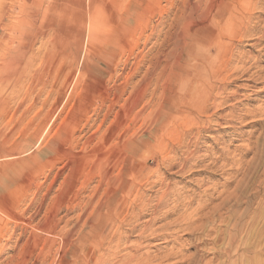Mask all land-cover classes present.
<instances>
[{
  "label": "rangeland",
  "instance_id": "obj_1",
  "mask_svg": "<svg viewBox=\"0 0 264 264\" xmlns=\"http://www.w3.org/2000/svg\"><path fill=\"white\" fill-rule=\"evenodd\" d=\"M146 1L141 2L145 4ZM156 2L161 3V8L166 5L165 0ZM256 8L250 9L246 14L254 22H250L251 27H246L252 33L241 29L243 31L236 38L223 39L225 41L218 55V65L223 66L221 75L224 74V80L220 87L226 93H221L218 98H212L207 103L209 115L197 114L190 109L188 118L183 119L184 116L180 115L168 123L176 112L167 103L163 106L160 123L154 126L149 135L138 137L137 132L143 131L154 118L156 111L150 104L156 100L157 90H160L154 87L158 71L154 73V77H148L146 86L149 88H143L141 99L136 103L138 106L132 108L134 114L131 112L133 115H129L125 122L126 128L129 125L134 127L131 132L137 134L132 138L126 135L123 140L128 141L131 146L138 145L140 151L135 160L147 159L148 170H153L148 177L131 183L138 190L141 200L133 192L125 197V208L134 206L138 199L148 200L149 205L142 211H135V215L141 212V216L137 218L133 215L132 218L137 220H132L130 226L120 230L128 241L121 243L122 245L119 243V248L116 247V240H109L102 230L92 227L94 225L89 226L91 218L86 221L84 219L82 224H86L82 226L77 238L74 237L77 243L64 252L60 264L72 261L85 264L84 256L91 257L89 264H123L125 258L122 256L134 253L129 248L125 249L129 245L138 249L136 256L147 253L153 258L154 262L151 264H168L164 260L169 252L181 248L184 259L195 256L197 261H201L199 264H264V156H260L254 165L251 164L253 167L247 165L253 157L254 151L251 152L255 146L264 153V0L257 1ZM161 14L158 9L144 10L140 0H0V264H20L19 257L21 258L23 249H32L31 253L38 251L43 237L36 238L35 228L42 225L44 217L49 218L53 205L64 206L71 199L65 193L67 188L86 186L83 190L85 193L81 196L82 201L87 199L90 191L97 189L99 194L94 202L99 198L98 204L104 200L102 194L105 189H112L111 184L119 178V171L114 169L108 182L107 179L101 181L96 166L97 157L102 155L100 142L101 139H106L105 134L117 111L125 110L132 102V88L143 78L141 76L146 75L149 68L147 61L154 58L155 50L159 49L162 38L147 39L153 26L157 22L159 24ZM169 20L164 18V28L159 26L156 30L161 33V37L167 31ZM67 31L75 34V40H68L70 47L67 44L52 43L56 36L61 39ZM242 32L248 36L242 35ZM193 42L194 40L190 41L189 45H193ZM173 60L174 57L169 58L168 63L173 65ZM138 61L140 65L142 61L143 68L134 73L132 70ZM123 84H127L126 89L120 95V100L116 101L112 111L114 113L111 112L102 123L106 108L115 102L106 93ZM145 111H149L151 115L148 116ZM41 122L44 127L36 135V126ZM161 125L165 126L164 130L160 129ZM157 130L164 135L160 142L162 135H158ZM169 131L173 132L169 135ZM260 133L263 139L260 138ZM89 138L92 140L82 154L81 148ZM186 143L188 149L183 148ZM109 152L112 154V148H109ZM166 153L171 157L167 158ZM161 161L172 162L173 168H161ZM237 162L238 165L241 164L238 166ZM125 178L129 179V176H124L123 179ZM245 181L252 188L249 191L251 193H248L249 197L255 196L251 210L261 213V218H257L259 232L255 237L237 243V250L234 247L227 259L224 253L226 237L232 231L225 215L224 221L214 220L213 225L206 227L204 232L196 231L194 227L186 230L185 224L195 220L198 205L215 207L229 193L231 195L237 184L242 185ZM20 183L23 185L22 190L16 188ZM167 185L170 187L169 194L160 201L161 210H158L154 221L148 225L151 226L150 231L147 228L148 231L145 232V235H149L148 238L138 241L144 225L152 216V206L160 199L161 191ZM48 190V199L46 198L39 215L35 217L34 207L39 205L40 195ZM120 197L117 193L116 200L119 204L122 203L119 201ZM62 212L60 216L65 215ZM73 215L68 214L67 217L74 218ZM19 220L26 221L27 227L21 229L17 226ZM102 222L104 224L106 219ZM131 229L133 230L130 231ZM102 237L105 242H102ZM244 244L252 247L242 255L239 248L243 249ZM105 251L106 255H103ZM32 254L35 256V252ZM50 256L46 259V264L54 261V254L51 253ZM173 260L178 261L179 258Z\"/></svg>",
  "mask_w": 264,
  "mask_h": 264
},
{
  "label": "bare ground",
  "instance_id": "obj_2",
  "mask_svg": "<svg viewBox=\"0 0 264 264\" xmlns=\"http://www.w3.org/2000/svg\"><path fill=\"white\" fill-rule=\"evenodd\" d=\"M141 1L142 0H140V4L144 5V10L150 11V10L155 9V11H156L158 9V11L160 13H162L161 17H160L159 24L157 22V25L153 26L152 32H150L151 34L148 35L147 41L151 40V39H155V38H157V39L162 38V39H161L160 45L158 46L159 49L155 50L156 51L155 57L153 58L151 55L152 59L150 58L148 61L145 60V61H147V64H149V68L146 71L147 72L146 75L141 76L143 78L139 82H137V85H135L136 83L134 84L135 88H132V89H134L132 94L130 92L131 96H133L132 102L130 103V105L128 107H126L125 110L117 111L115 118L110 123V125H109L110 127L107 129V132L105 134L106 139H101V142H100L102 145V149H101L102 155H99L97 157V160H99L101 158H103V159L99 162L96 160V164H97L96 166H97V173L99 174V176L101 175V181H105L107 179V182H108L109 176L111 175V173L114 169H118L119 178L116 181L112 182V184H111L112 189L110 191H108V189H105V193L102 194L104 196V198H103L104 200L101 201L99 204H98L99 198L97 199V202L95 201L96 203L94 202V199L99 194V192H97L96 188H95L96 190L90 191V193H88V197H86L87 199L85 201L84 200L82 201L81 196H82V194L85 193L83 190H85L84 188H87L86 186L85 187L82 186L81 188H75V187L67 188L65 190V193H66V195H68V197L71 196V199L69 201H67L64 204V206H60V207H57V206L54 207V205L52 206L49 218L46 219V217H44L45 219L43 220V223L41 222L42 225L37 226L35 228L36 238L43 237L42 238L43 243H42L41 247L38 249V251L34 250L35 256H33L34 254H32L34 252L31 253L32 249L30 247L29 248L31 250H28L26 247H24L28 251L23 249V251H22L23 254L21 253V255H22V256L20 255L21 258L19 257L20 264H43L46 261V259L51 255V253L54 254V261L51 264H60L61 257L64 254V252L68 251V249H70V247H72L73 245H75L77 243V239H76L77 235H78L79 231L81 230L82 226L84 224H86V222H84L82 224V221L84 219L86 221V220H88V218H91L89 226L90 225L91 226L94 225L92 227L96 226L97 229L102 230L101 232L104 233V236L106 238H108L109 240H113V241L116 240V242H117L116 247L117 248H119L121 243L122 244L127 243V241H128L127 237L125 235L123 236V234L120 232V230H122L125 226H130V222L132 220L133 221L137 220L136 218H132L133 215L136 216L137 218L141 216V212H138L135 215L134 214L135 211H142L143 208L145 209L149 205L148 200L142 199V201H140L141 199L138 196L139 192L137 189L134 188V185L131 183H134L135 181H138L141 178L148 177L149 175H151L153 173V170H148L147 159L144 158V159H141L140 161H138V159L135 160V156L138 155V152L140 151V147L138 145L131 146L128 141L126 142V140H123V139H125L126 135H129L130 138H132V137H134L135 134L139 133L138 137H145L148 133H150L154 129V126L162 119L161 117H162L163 106L167 103L170 104L172 111L176 112L172 115L173 118L171 120H169L168 123L172 122V120L174 118H176V116L180 117V115H183L184 116L183 119L188 118L189 115L191 114L190 109L194 113H197V114L198 113H200V114H203V113L206 114L207 113V111L209 110V107L207 109V106H209L207 103H210L209 101H211L212 98H214V100H215L216 98H218L221 95V93L224 94V92H225V91H222L221 87H220L221 84L223 83V80H224L223 79L224 74H223V76L221 75V70H222L223 66H222V64L218 65L219 60H220V58H218V55L221 53V51L223 49L222 45L224 44L223 41H225L223 39H228L229 37H230V39H232L236 35L241 34V31L246 30L247 25H249L251 27V24H254V22L252 23L251 19H249V18H251V16H249V18H248L246 14H248L250 9L253 10L254 8L257 7V1H259V0H165L166 5L164 8H161V6H160L161 3L159 4L158 2H156V0H147L145 4H144V2L142 4ZM113 4H114V2H113ZM131 7H134V6H131ZM113 8H115V6H113ZM128 9H129V7H128ZM252 16H253V14H252ZM254 16H255V14H254ZM166 17H167V19H170V20L168 21V23L166 25V28H167L166 33H163V37H161V35H160L161 33L159 34V32L156 30H158L159 26H163V28H164V24L166 23V21L163 22V20ZM137 19H139V18L137 17ZM252 19H254V18H252ZM250 22H251V24H250ZM149 23H151V22H149ZM243 23H244V25H243ZM241 29H243V30H241ZM159 30H161V29H159ZM249 32L250 31H247V33H249ZM242 33H243L242 35H244V32H242ZM247 33H245L244 36L247 37L248 36ZM250 33H252V32H250ZM74 35L75 34H71V31H67L66 35L64 34L63 38L59 39V36H56L55 37L56 39L53 40L52 43L57 44V45L67 44L70 47L71 43L68 40L71 39V42H72V39L75 40V38L73 37ZM241 38L242 37H240V39ZM192 40H194V42L192 43L194 45V47H193V45H191V46L189 45L190 41H192ZM75 42L77 43V41H75ZM85 42H86V40H85ZM86 46H87V43H86ZM85 48H87V47H85ZM86 53H88V52H86ZM172 57H174V60H173L174 64L172 63L173 65L168 63L169 58H172ZM137 58L140 59V57H137ZM142 58L143 59L145 58L144 55L142 56ZM142 58H141V60H142ZM183 59H184V61H183ZM181 62L183 64H181ZM95 63H97V62H95ZM224 63H225V61H224ZM139 65H140V61H138L134 65V68H133L134 70H132V69L131 70L134 71V73L136 71H138L141 68L142 61H141V65L140 66ZM175 67H176V69H175ZM229 70H228V72H229ZM156 71H158L159 74L155 80V84H154L155 86L154 87H156V88L158 87V88H160V90L159 89L157 90L158 96H156V100L154 99L155 101H153L152 104H150L151 107H153L156 111V113L154 112V114H155L154 118H152V121L148 124V126L144 127L143 131H140L137 133L131 132V131H133L132 128H134V127H131L129 125L126 128V124H125L126 119L129 118V115L131 117L134 114L132 112V108L136 105L137 101L141 99V92H142L143 88L148 84L147 83L148 77L149 76L154 77L153 75H155L154 73ZM223 73H225V72H223ZM130 74L131 73H129V75ZM232 75L233 74H231V76ZM231 76H230V79H231ZM44 78H45V76H44ZM128 81H129V79H128ZM126 82H127V80H126ZM160 82H161V84H160ZM151 83H152V81H151ZM126 85L123 84V86L119 85V86L113 87V89L110 93H106L107 96H112V98H114L115 102L112 103V105L110 107L106 108V111H105L106 114H104L105 116L102 119V123H103V121L107 120V117L114 110V106L117 103L116 101L118 99L120 100V97L122 96V94L124 93V91L126 89L125 88ZM176 85H177V87H176ZM131 86H132V84H131ZM147 88H149V87H147ZM200 88H201V90H200ZM57 90L55 92H57ZM155 91H154V93H155ZM147 92L145 93V95L147 94ZM51 94H53V93H51ZM152 94H153V92H152ZM157 94H155V95H157ZM123 96H125V95H123ZM148 96H149V94H148ZM35 97H37V96H35ZM146 97H147V95H146ZM150 98H151V96H150ZM229 98H230V96H229ZM229 98H228V100H229ZM220 99L221 98H219V101H220ZM226 100H223V101L225 102ZM148 101H149V99H148ZM144 103H145V101L143 100V104ZM146 105L149 108L147 101H146ZM136 106H138V105H136ZM141 107H143V106H141ZM137 108H135V109H137ZM141 110H142V108H141ZM151 110L152 109L150 108L149 111H151ZM133 111H135V110H133ZM149 111H145V112H148V114H147L148 116L151 115V113ZM131 112L133 113L132 115H131ZM112 113H114V112H112ZM141 113H143V111H141ZM26 114H27V112H26ZM209 118H210V116H209ZM134 119H137V118H134ZM200 121L201 120H199V122ZM210 123H211V121H210ZM43 127H44V123L41 122L40 124H38L36 126L34 133L37 135ZM164 128H165V126L161 125L160 129L164 130ZM159 130H157V132H159L158 135L162 133ZM202 130H203V128H202ZM165 131H166V129H165ZM167 133H168V130H167ZM171 133L169 131V135ZM194 134H195V132H194ZM163 136L164 135H162V137H160L159 142L161 141ZM185 137H187V136H185ZM257 137H259V136H257ZM260 138H261V133H260ZM260 138H258V140H260ZM261 139H263V138H261ZM91 140L92 139L89 138V141L86 142V144L84 143L85 145L83 146V148H81L82 154L86 150V148L88 147L89 142ZM180 142H182V140ZM259 142L260 141H258V143ZM180 144H182V143H180ZM180 144H178L179 147H180ZM253 145H254V143H253ZM250 147H252V146H250ZM262 147H264V146H262ZM109 148H112V150H113L112 154H110ZM169 148L171 149V147H169ZM176 148H178V147H176ZM183 148L188 149V144L186 143L183 146ZM244 148H246V147H244ZM257 149H258V146H255L252 149L251 153H253V151H254L253 157L251 158L250 162H248L249 164H247V165H251V164L254 165L255 162L258 160V158H261L260 156H264V153L262 152L263 150L262 149L260 150V148H259V151H258ZM172 150H170L171 153H173ZM249 151H251V149ZM192 153L194 154V152H192ZM104 154L109 155V156L107 157ZM166 154L168 155V153H166ZM169 155L167 156V158L171 157ZM142 158H143V156H142ZM172 160H173V158H172ZM238 162L236 163V165H238ZM161 163H162L161 168H167L168 170H171L173 168V164H171L172 162L168 161L167 163H165V162L161 161ZM231 167H232V165H231ZM252 167L250 168L251 170H252ZM247 168H249V166ZM244 175L245 174H243V177H244ZM124 176H126V177L129 176V179L128 178L123 179ZM97 177H98V175H97ZM245 177H247V176H245ZM243 179L245 180V178H243ZM240 180H241V178H240ZM237 183H239V182L237 181ZM260 183H262V182L260 181ZM240 184H241V181H240ZM240 184H237L234 188V191H232L231 195L229 193L228 196H226V197H224V199L220 200V203H218V205H216L215 207H211V205H210V207L206 206V205H201V204L198 205L196 208L197 212L195 214L196 215L195 220L190 222V223L185 224L186 230H189L192 227H194V229L196 231L204 232L206 227H209L210 224L213 225L212 223L214 222V220L218 221V222H222V221H224V218H227L229 224L231 225L230 228L232 231V234H230L228 236V238L226 237L227 243H226L224 253H225L227 259H229L230 253H233L232 249L235 247V245L237 243H240L241 240H246V239L249 240V239L255 237V235H257L259 232V230L257 229V223H258L257 218L259 217V215L261 213L260 214L257 213L258 212L257 208H256L257 212L255 210H254L255 212L254 211L252 212V210H251L252 206H254V204L252 205L253 198H255L254 195H253L254 197H249V194L251 193V192L249 193V191H251L250 189H252V188H250V184H248V181L243 182L242 185H240ZM22 186L23 185L20 183V184H18V186L16 188H18L19 190H22L23 189ZM108 186H110V185H108ZM98 188H100V187H98ZM168 188H170L168 185L165 186L164 190L161 191L162 195L160 196V199L157 200L156 203L152 206V208H153L152 216L150 217V219L146 223V225H144V227H143L144 229H143L142 233L139 234V236H138V241L146 240L148 238L149 235H145V232L148 231V229L150 231L149 227H151V226H148V225H149V223H152L154 221L153 220L155 218L154 216H157L155 214L159 212L158 211L160 209L159 207H161L160 201L165 199V197H167V195L169 194L170 190ZM40 190H41V188L39 189V191ZM255 191H257V190H255ZM15 192H17V191H15ZM48 192H49V190L46 191L45 194L40 195L39 205H37V207H34L35 209H34L33 214L35 217L37 215H39L40 210L43 208L44 202H46L45 200L47 198ZM133 192H135V196L138 197L140 200L138 199V203H136L135 205L133 204L134 206H131L129 208L128 207L125 208L124 199L126 196L131 195ZM117 193H119L121 195L119 201L122 203H120V204L118 203V200H116V194ZM55 201H56V199H55ZM112 203H113V205H112ZM33 206H34V204H33ZM61 212L62 213L65 212V215L60 216L59 214ZM68 214L69 215L74 214L73 215L74 218L73 217H71V218L67 217ZM224 215H225V217L223 218ZM31 216H33V215H31ZM102 218L106 219V222H104V224L102 222L104 219H102ZM259 218H261V217H259ZM180 219L182 220V218H180ZM183 219H184V216H183ZM185 220L187 221V219H185ZM183 222H184V220H183ZM215 223H217V222H215ZM215 223H214V225H216ZM7 225H9V224H7ZM27 225H28V223L26 221L19 220L17 226H20L21 229H24L25 227H27ZM173 226H174V224H173ZM169 227H170V225H169ZM11 228L14 230L13 227H11ZM15 228H16V226H15ZM167 229H168V226H167ZM16 230H18V227ZM132 230L133 229H131L130 231H132ZM10 231H12V230H10ZM19 232H20V228H19ZM24 232H27V231L25 230ZM22 233H23V231H22ZM22 235H24V234H22ZM216 235H217V233L215 234V236ZM74 237H76V238H74ZM244 237H246V238H244ZM218 238H221V237H218ZM21 239H22V237H21ZM102 239H103L102 240V242H103L104 238L102 237ZM15 241H17V240L15 239ZM32 241L34 243V238ZM138 241H137V243H138ZM18 242H19V240H18ZM246 242H248V241H246ZM33 243H32V245H34ZM113 243H115V242H113ZM38 245H36V247ZM244 245L245 246L243 247V249L239 248V250L242 252V255L249 248L252 247V245H249V244H244ZM17 247H16V250H17ZM128 248L131 249L134 253L133 254L131 253L132 255H129V256L126 255L127 257L122 256L123 259L125 258L123 260V262H124L123 264H151L152 262H154L153 258H151L147 253H145V254L142 253L141 255L139 254L140 256H136V253L138 250L136 247H132L129 245L125 249H128ZM103 249H105V248H103ZM103 249H102V251L104 252ZM113 249L114 248H112V250ZM181 249L169 252V254L167 255V257L165 258L164 261H168V264H199V263H201V261H197L198 259L196 260L195 256H193L192 258H189V259H184V256L181 254V252H182ZM235 249L237 250V246L235 247ZM74 250H76V249H74ZM108 252H109V250H108ZM15 253H16V251H15ZM113 254H115V253H113ZM117 254H118V252H117ZM103 255H106V251ZM105 257H107V256H105ZM114 257H116V256H114ZM175 258H179V260L178 261L173 260ZM84 259H85L84 263L89 264L88 261L91 260V257L88 258V257L84 256ZM155 260H157V259H155ZM159 260H160V258H159ZM200 260H201V258H200ZM109 261H110V259H109ZM230 261H232V260L230 259ZM45 264H46V262H45ZM67 264H79V263L77 261H72L71 263H67ZM90 264H91V262H90ZM228 264H229V262H228Z\"/></svg>",
  "mask_w": 264,
  "mask_h": 264
}]
</instances>
